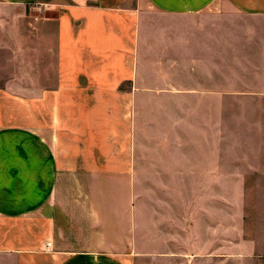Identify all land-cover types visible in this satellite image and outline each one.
I'll use <instances>...</instances> for the list:
<instances>
[{"label": "crops", "instance_id": "1", "mask_svg": "<svg viewBox=\"0 0 264 264\" xmlns=\"http://www.w3.org/2000/svg\"><path fill=\"white\" fill-rule=\"evenodd\" d=\"M0 58V264H220V178L264 179V0H0ZM253 192L228 258L264 256Z\"/></svg>", "mask_w": 264, "mask_h": 264}, {"label": "rangeland", "instance_id": "2", "mask_svg": "<svg viewBox=\"0 0 264 264\" xmlns=\"http://www.w3.org/2000/svg\"><path fill=\"white\" fill-rule=\"evenodd\" d=\"M36 6L38 8H36ZM45 8V5H33L32 9L34 11H40L41 8ZM4 60L0 58V62ZM222 102H231L236 101L239 102V99H221ZM229 114V112H228ZM228 116V115H227ZM232 116L229 118L231 119ZM190 137V136H189ZM190 150V148H188ZM140 189L155 188L156 186H169L172 189L176 186L177 188L180 185V181H182V185L187 187L189 200L194 197V186L195 179L194 178H139L137 179ZM256 182V183H255ZM261 185L264 186V179H229V178H220V186H221V259L220 264H264V256L261 257H252V258H228V250H227V234L223 232V228L227 225V201L231 198V200L238 202H243L244 200V189L249 188V192L254 191L252 194H246L248 209H255V206H260L264 202V190H258V193L251 188L253 185ZM190 203V201H189ZM224 208V209H223ZM238 217V216H237ZM236 225L240 226V219L236 218ZM152 264H162L161 262H151Z\"/></svg>", "mask_w": 264, "mask_h": 264}]
</instances>
